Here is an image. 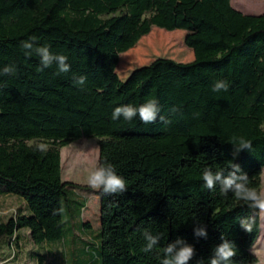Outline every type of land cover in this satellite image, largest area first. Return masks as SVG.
I'll return each instance as SVG.
<instances>
[{
    "label": "trees",
    "instance_id": "obj_1",
    "mask_svg": "<svg viewBox=\"0 0 264 264\" xmlns=\"http://www.w3.org/2000/svg\"><path fill=\"white\" fill-rule=\"evenodd\" d=\"M153 27L186 31L193 61L157 59L120 80L119 56ZM29 37L35 46L26 55L21 42ZM43 45L67 56L70 71L55 63L40 70L35 47ZM5 66L14 73L3 74ZM79 76L87 78L83 85ZM220 80L228 91H213ZM153 98L160 107L155 123L112 119L116 107ZM94 138L98 164H112L127 187L115 195L98 191L97 242L87 234L85 204L74 198L83 189L62 180L60 152ZM240 138L251 148L235 153ZM34 140L46 150L28 144ZM229 161L260 192L264 12L242 14L231 0H0V198L23 202L0 220L1 251L17 253L29 239L28 253L40 264H160L162 249L182 238L196 251L189 264H207L223 236L237 248L233 264H258L252 248L260 210L202 180L205 167L227 169ZM246 218L254 221L251 232L240 227ZM196 221L206 226V239L194 237ZM145 229L161 236L150 251ZM48 246L55 256L44 253ZM79 251L85 258L77 263Z\"/></svg>",
    "mask_w": 264,
    "mask_h": 264
},
{
    "label": "clouds",
    "instance_id": "obj_2",
    "mask_svg": "<svg viewBox=\"0 0 264 264\" xmlns=\"http://www.w3.org/2000/svg\"><path fill=\"white\" fill-rule=\"evenodd\" d=\"M35 39V37H29L28 40L21 42V47L26 50V55H31L35 46ZM35 53L40 57L42 65L40 70L48 68L55 63L59 72L66 73L70 71V65L67 63L68 57L54 54L49 46L35 47ZM14 71L15 69L12 66H5L2 69V73L5 75L12 74ZM86 79L85 76H79L76 78V83L83 85ZM228 88L229 84L220 80L215 83L213 91H228ZM159 112L158 100L153 98L138 107L131 104L116 107L112 113V119L116 120L123 117L125 120L131 121L138 117L144 124H152L156 122ZM238 145L239 147L235 149V153L251 148V142L243 138L239 139ZM37 147L43 151L46 150L47 145L39 144ZM86 180L90 188L101 191L104 194L115 195L127 191L126 181L117 174L115 167L110 163L95 165L89 170ZM202 180L206 188L213 189L219 184L222 195L227 196L232 193L237 200L245 201L251 207L264 211V192H258L256 188L249 186V178L241 171L238 164L229 161L227 169L219 168L216 171H213L211 167H205L202 171ZM253 223L254 221L251 218L241 219L240 227L245 232H251ZM194 224L196 225L193 228L194 237L206 239V226L198 221L194 222ZM143 236L147 242L145 251L152 250L161 240L159 234L153 235L147 229L143 230ZM162 252L164 258L160 264H189V261L196 255L195 248L182 238H177L174 242L167 244L162 249ZM236 255L237 248L235 244L221 236V242L214 248L207 264H233V257ZM197 264H204V262L202 260L197 261Z\"/></svg>",
    "mask_w": 264,
    "mask_h": 264
},
{
    "label": "rangeland",
    "instance_id": "obj_3",
    "mask_svg": "<svg viewBox=\"0 0 264 264\" xmlns=\"http://www.w3.org/2000/svg\"><path fill=\"white\" fill-rule=\"evenodd\" d=\"M231 5L236 10L247 15H258L264 12V0H231ZM151 31V35L142 37L133 48L119 56L120 63L118 62L119 66L116 74L120 80L124 81L132 71L147 66L157 59H169L177 63L193 61L192 51L184 44V39L187 35L186 31L175 30L169 32L156 27H153ZM158 38H161V40L157 41ZM172 41H176V43H172ZM99 141L97 138L81 139L70 143L60 151L62 180L78 184L80 189H83V191L75 192L74 198L85 204L83 214L85 221L90 224L87 234L93 237L96 242L100 230V202L98 190L90 188L86 178L89 170L98 164L99 151L97 149ZM28 144L47 145V143L37 140L30 141ZM260 192H264V168L261 170ZM22 206L23 203L12 196L1 197L0 220L5 221L7 218L14 216L17 210L22 209ZM259 216L260 233L252 248V253L257 257L258 264H264V211L260 210ZM33 248V244L28 239L25 243L24 251L18 255V258L15 260L10 259L6 261V264H38L35 258L25 252ZM70 255V252H68L69 260ZM8 256L13 258V252L9 253L6 250L4 252L0 250V260H4ZM87 257L89 259L90 256ZM78 258H85V254L79 251L78 257H76L77 263H79ZM91 264H99V261L95 258Z\"/></svg>",
    "mask_w": 264,
    "mask_h": 264
},
{
    "label": "crops",
    "instance_id": "obj_4",
    "mask_svg": "<svg viewBox=\"0 0 264 264\" xmlns=\"http://www.w3.org/2000/svg\"><path fill=\"white\" fill-rule=\"evenodd\" d=\"M233 7V6H232ZM235 10H236V8H234ZM238 11V10H237ZM240 12V11H239ZM242 13V12H241ZM242 14H244V13H242ZM245 15H247V14H245ZM13 198H15V199H17V200H19L20 202H22L19 198H16V197H13ZM23 203V202H22ZM19 233L21 234V235H24V236H26L27 234H28V231L27 230H21V231H19ZM5 250H3V252H4ZM6 251H8L9 253L10 252H13L12 250H9V249H7ZM22 251H24V248H20V249H18V251H17V253H14L13 252V254H14V257L12 258L11 256H8V258H6V259H4V260H1V263L2 264H6V261H9L10 259L11 260H15V259H17L18 258V255L22 252ZM25 252H28V251H25ZM44 253H50V255L51 256H55V253H56V248H50L49 246L48 247H45V250H44ZM43 253V254H44ZM54 259V258H53ZM50 261V259L49 260H47L46 262H44L43 264H52V262H49ZM54 261V260H53ZM0 263V264H1ZM38 264H40L39 262H38ZM53 264H56L55 262H53Z\"/></svg>",
    "mask_w": 264,
    "mask_h": 264
}]
</instances>
